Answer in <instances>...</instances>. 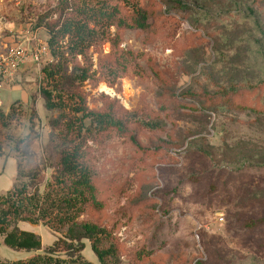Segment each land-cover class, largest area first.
Wrapping results in <instances>:
<instances>
[{
	"label": "rangeland",
	"instance_id": "374dc122",
	"mask_svg": "<svg viewBox=\"0 0 264 264\" xmlns=\"http://www.w3.org/2000/svg\"><path fill=\"white\" fill-rule=\"evenodd\" d=\"M65 1L0 0V44L47 47ZM86 1L95 8L118 2L131 18L141 6L153 27L112 26L90 49L91 78L84 82L76 68H87L85 60L66 56L68 79L50 83L60 59L48 48L39 64L17 73L9 82L14 102L0 107L11 115L7 126L0 122V158L14 156L21 171L39 169L50 180L60 146L83 138L67 125L94 127L71 112V92L82 95L92 115L147 114L163 131L132 124L126 136L87 139L104 208L82 219L113 232L119 264H264V0ZM111 40L133 55L125 75L110 70ZM58 85L66 91L53 95L67 108L47 111L41 91ZM6 172L11 179L0 180V191L13 185L15 169L8 165ZM19 228L41 238L40 254L64 235L28 223ZM83 244V258L99 264L89 242ZM31 255L8 249L0 236V258Z\"/></svg>",
	"mask_w": 264,
	"mask_h": 264
},
{
	"label": "trees",
	"instance_id": "16d2710c",
	"mask_svg": "<svg viewBox=\"0 0 264 264\" xmlns=\"http://www.w3.org/2000/svg\"><path fill=\"white\" fill-rule=\"evenodd\" d=\"M97 5L99 7H92V2L86 0L64 2L59 21L50 29L47 42L50 54L60 59L48 76L50 83H60L68 79L63 64V59L67 60L66 56H80L85 60L87 68L77 67L79 73L76 79L80 83L89 80L92 64L87 62L88 53L105 41L112 26L132 31H147L153 27L151 14L141 6L133 10L131 18L126 13L123 15L124 7L118 2L101 1ZM110 43L112 51L109 56L114 58V67L110 70L125 75L132 64L133 55L119 50L116 41L111 40ZM104 62L106 63L105 60ZM64 86L58 85L52 91H41L47 111H64L67 108L61 97L57 101V97L53 95V92H60V96L66 91ZM71 96L74 102L71 112L81 114L82 121L91 118L94 127L86 128L81 124L77 128L70 123L67 125L68 130L76 131L79 138L82 135L83 138L77 144L65 142L60 146L59 166L50 180L45 181L39 169L21 171V162L16 161L15 182L10 190L0 194V236L8 249L32 255L15 261L0 260V264H93L81 255L85 249L83 241L89 242L99 264L120 263L113 232L91 220L82 219L90 210L100 211L104 208L100 201L98 175L94 169V159L88 150L87 139L98 134L123 137L128 134L127 128L132 124L154 133L163 131L164 126L158 119L147 114H144L147 119L136 120H129L126 116L116 119L107 114L92 115L87 113L80 93L71 92ZM8 121H11V115L5 114L0 108V122L7 126ZM56 122L58 121H54L55 124ZM20 223L40 225L53 233L63 232L64 235L52 248L40 254L41 238L33 232L21 230ZM59 253H65L67 258L58 257Z\"/></svg>",
	"mask_w": 264,
	"mask_h": 264
},
{
	"label": "built area",
	"instance_id": "2783aa9c",
	"mask_svg": "<svg viewBox=\"0 0 264 264\" xmlns=\"http://www.w3.org/2000/svg\"><path fill=\"white\" fill-rule=\"evenodd\" d=\"M47 54V47L31 51L22 45L0 49V81L13 80L14 76L30 64H39Z\"/></svg>",
	"mask_w": 264,
	"mask_h": 264
},
{
	"label": "crops",
	"instance_id": "0c3cea01",
	"mask_svg": "<svg viewBox=\"0 0 264 264\" xmlns=\"http://www.w3.org/2000/svg\"><path fill=\"white\" fill-rule=\"evenodd\" d=\"M10 40H5L4 43L0 44V49H4L6 47H10ZM23 71V70H21ZM20 71V72H21ZM10 80H5V81H0V107H2L4 109V106L6 108L10 107V104H12L14 102L13 96L15 95L16 91H14L13 89H10V85H9ZM14 93V95H13ZM10 167V170L12 168V172L13 169H15V172L13 173V184L15 182V178H16V174H17V163H16V159L14 158V156H9L8 158L2 157L0 158V180L2 178L8 177L9 179H11V176L8 175V173L6 172L7 167ZM13 186V185H12ZM12 186H9L10 189L12 188ZM8 187H6L7 189ZM4 190V191H0V194L5 193L6 191L10 190ZM26 231V230H25ZM30 232V231H28ZM2 243H3V238L1 237ZM2 253H4V251L2 250ZM3 259L2 261H8L6 260L4 257L0 258V260Z\"/></svg>",
	"mask_w": 264,
	"mask_h": 264
},
{
	"label": "bare ground",
	"instance_id": "6f19581e",
	"mask_svg": "<svg viewBox=\"0 0 264 264\" xmlns=\"http://www.w3.org/2000/svg\"><path fill=\"white\" fill-rule=\"evenodd\" d=\"M104 88V87H102ZM130 95V92H128L127 88H125V97L127 98Z\"/></svg>",
	"mask_w": 264,
	"mask_h": 264
}]
</instances>
